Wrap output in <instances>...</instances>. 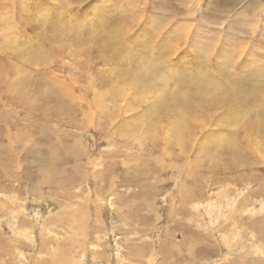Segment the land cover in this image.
Wrapping results in <instances>:
<instances>
[{
	"label": "rangeland",
	"instance_id": "obj_1",
	"mask_svg": "<svg viewBox=\"0 0 264 264\" xmlns=\"http://www.w3.org/2000/svg\"><path fill=\"white\" fill-rule=\"evenodd\" d=\"M0 264H264V0H0Z\"/></svg>",
	"mask_w": 264,
	"mask_h": 264
},
{
	"label": "snow or ice",
	"instance_id": "obj_2",
	"mask_svg": "<svg viewBox=\"0 0 264 264\" xmlns=\"http://www.w3.org/2000/svg\"><path fill=\"white\" fill-rule=\"evenodd\" d=\"M69 9H66V11H68ZM41 23L43 22V20L40 21ZM38 26V25H37ZM194 36H189V35H184L181 37V40H188V39H193ZM226 38V37H225ZM215 42H216V38L214 40V42L209 45L207 48H203V49H196L197 51H200V52H208L210 51L214 45H215ZM220 43H223V40L220 41ZM202 60L203 62L206 64L208 61L202 56ZM238 60V56H233V57H225L224 60H223V70L225 71V73H228L231 71V66ZM195 78H198V79H201V80H204L205 82H208V81H212V82H219L223 85V87L229 91V85L222 81V80H218L216 79L215 77L212 76V74L208 71V70H202L198 73H195L193 75ZM174 78H176L174 76Z\"/></svg>",
	"mask_w": 264,
	"mask_h": 264
}]
</instances>
